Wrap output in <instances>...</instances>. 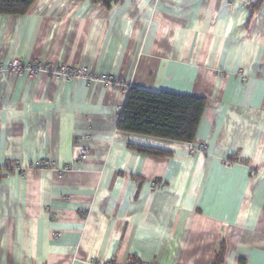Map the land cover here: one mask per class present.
Instances as JSON below:
<instances>
[{"label": "crops", "instance_id": "crops-1", "mask_svg": "<svg viewBox=\"0 0 264 264\" xmlns=\"http://www.w3.org/2000/svg\"><path fill=\"white\" fill-rule=\"evenodd\" d=\"M258 1L36 0L0 13V60L53 69L0 75V264H264ZM60 64L205 97L195 138L121 130L128 90L57 76Z\"/></svg>", "mask_w": 264, "mask_h": 264}, {"label": "trees", "instance_id": "trees-1", "mask_svg": "<svg viewBox=\"0 0 264 264\" xmlns=\"http://www.w3.org/2000/svg\"><path fill=\"white\" fill-rule=\"evenodd\" d=\"M36 0H0V13L24 14ZM110 7L118 0H94ZM263 0H259L261 3ZM206 98L169 90H152L131 85L120 111L121 130L171 140L191 142L195 138ZM141 151L166 154L168 151L136 145ZM127 264H141L133 258Z\"/></svg>", "mask_w": 264, "mask_h": 264}, {"label": "built area", "instance_id": "built-area-1", "mask_svg": "<svg viewBox=\"0 0 264 264\" xmlns=\"http://www.w3.org/2000/svg\"><path fill=\"white\" fill-rule=\"evenodd\" d=\"M46 70V71H53L50 65L42 62L41 60H32V61H24L22 58L16 57L7 62L0 60V75L3 73H20V72H27L29 75L33 76L38 74L39 72ZM57 76L64 77L66 79H73V78H85L91 80H100L106 83H117L121 84L126 90H129L131 84L128 82L118 83L115 80L114 75L112 74H94L91 72L88 67H71L67 64H60L55 71L53 72ZM80 159H86L87 153L86 151L82 152L79 156ZM51 164L49 161L41 160L35 163L37 167H50ZM55 167V165L53 166ZM70 164H64L59 170L61 172H65L69 170ZM157 184H153V188H156ZM106 264H112L111 261L107 262Z\"/></svg>", "mask_w": 264, "mask_h": 264}]
</instances>
